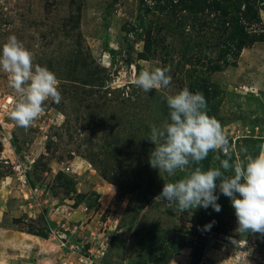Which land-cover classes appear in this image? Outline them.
<instances>
[{
	"label": "rangeland",
	"instance_id": "rangeland-1",
	"mask_svg": "<svg viewBox=\"0 0 264 264\" xmlns=\"http://www.w3.org/2000/svg\"><path fill=\"white\" fill-rule=\"evenodd\" d=\"M189 2L0 0V47L15 34L62 96L28 128L10 118L13 103L0 111V264H264V238L236 231L219 189L218 213L158 197L187 171L149 164L145 137L169 118L165 93H203L233 159L264 144V0ZM156 67L170 68L168 89L131 85ZM7 98L0 71V105Z\"/></svg>",
	"mask_w": 264,
	"mask_h": 264
},
{
	"label": "clouds",
	"instance_id": "clouds-1",
	"mask_svg": "<svg viewBox=\"0 0 264 264\" xmlns=\"http://www.w3.org/2000/svg\"><path fill=\"white\" fill-rule=\"evenodd\" d=\"M146 2L151 6V0ZM33 59V53L15 34L9 35L0 47V71L7 74L8 84L15 92V98L10 99L13 109L9 116L23 128L39 118L46 101L59 104L62 99L55 73L46 66L34 65ZM169 72L168 67L133 72L131 85L145 93L166 90L172 82ZM163 98L169 118L160 125H151L145 137L154 145L149 164L169 176H175L178 170L187 171L182 178L164 183L158 197L181 213L210 206L218 213L222 210L217 202L219 189L234 209L236 231L264 238V144L259 145L255 156L241 147L242 158L233 159L236 148L221 123L208 115L203 93L184 87L174 94L165 93ZM210 152L222 153L225 158L217 154L214 159L219 161V167L205 170L202 162ZM191 165L195 167L190 168ZM212 223L205 228L210 229Z\"/></svg>",
	"mask_w": 264,
	"mask_h": 264
},
{
	"label": "trees",
	"instance_id": "trees-1",
	"mask_svg": "<svg viewBox=\"0 0 264 264\" xmlns=\"http://www.w3.org/2000/svg\"><path fill=\"white\" fill-rule=\"evenodd\" d=\"M182 1H185V0H182ZM190 2H189V8H193L194 7V5H195V3H197L198 2V0H189ZM185 5H187L186 3H185ZM216 9V8H215ZM253 11H256V10H253V8H249V9H247L246 11L244 10L243 11V15L245 16V15H250V19L253 17ZM225 12V11H224ZM235 47H234V49L236 50H238V49H240L245 43H244V41H242V40H239V41H237V40H235ZM224 59H223V61H225V59L227 58V56L225 55V53H224Z\"/></svg>",
	"mask_w": 264,
	"mask_h": 264
},
{
	"label": "built area",
	"instance_id": "built-area-1",
	"mask_svg": "<svg viewBox=\"0 0 264 264\" xmlns=\"http://www.w3.org/2000/svg\"><path fill=\"white\" fill-rule=\"evenodd\" d=\"M10 99L11 98H7V99H5L3 102H2V104L0 105V111H2V112H7L8 111V106H9V104L11 103L10 102Z\"/></svg>",
	"mask_w": 264,
	"mask_h": 264
}]
</instances>
